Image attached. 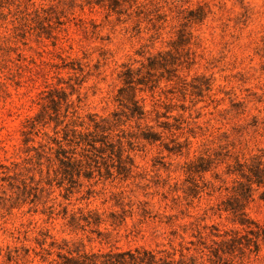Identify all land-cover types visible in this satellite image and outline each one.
Masks as SVG:
<instances>
[{"label":"rangeland","instance_id":"obj_1","mask_svg":"<svg viewBox=\"0 0 264 264\" xmlns=\"http://www.w3.org/2000/svg\"><path fill=\"white\" fill-rule=\"evenodd\" d=\"M63 93L76 116L105 119L121 163L89 153L73 183L35 165L63 137ZM7 175L33 203L18 205ZM0 197V264L59 248L264 264V0H0ZM89 212L101 223L70 224Z\"/></svg>","mask_w":264,"mask_h":264},{"label":"trees","instance_id":"obj_2","mask_svg":"<svg viewBox=\"0 0 264 264\" xmlns=\"http://www.w3.org/2000/svg\"><path fill=\"white\" fill-rule=\"evenodd\" d=\"M201 9L198 10V12ZM196 17V16H195ZM45 19H47L45 17ZM158 66H163L162 62H159L157 58L151 59L149 62L150 69H155ZM132 75V74H131ZM130 79H133L132 77ZM128 83H134V80L131 82L129 80ZM143 84V83H139ZM62 93V91H60ZM64 94V93H63ZM65 95V94H64ZM66 103V113L63 116L65 119L68 117L67 122L60 119V110L56 108L55 110V116L51 119L55 122L54 127V133L56 135L59 134L58 127L62 126L61 131L63 132L62 139H59L58 137H49L51 142L55 144V148L50 147L49 151L54 150V156H45V151L38 153L37 161H35V165L41 166L42 165V159L45 158L48 162L47 165V173L49 174L53 166H57L55 169H53V172L56 176L59 174H62V178L64 180H67L70 183L75 182L76 178H81V176L88 177V173L90 169L83 170V161H86V166L91 167L92 162L96 160H93V156L89 153L94 154V156L104 157L107 156L108 158L115 157L117 158V161L120 163L123 161V152L121 149L115 150V147L112 146V144L108 141V131L110 128L105 124V119H98L93 114H88L84 118L76 116L77 112L76 110H73L70 112V108L72 104L69 103V100L67 96L65 95V99H63ZM53 104H60V101L56 102L53 98L51 100ZM131 115L133 117L142 118L145 113L144 110L138 105L136 101H133V107L130 108ZM71 114V116H68ZM77 117V118H76ZM37 123H40L39 119H35L31 121V125L35 127ZM48 134H45L47 136ZM146 138V137H145ZM25 142H28L27 139H25ZM40 148L42 146L40 145ZM77 148L81 149V152L78 154L74 151H76ZM94 152V153H93ZM99 154V155H98ZM77 155L80 156V158H77ZM102 157V158H103ZM55 163V164H54ZM57 164V165H56ZM86 167V168H87ZM127 168L125 166L121 165L119 166V173L124 174ZM42 172V170H40ZM250 172L252 174V177L247 176L246 178L250 182V184L253 183H261V173L257 167V169L250 168ZM31 180L34 178L31 177ZM2 181L6 182L9 189L12 190L16 197L14 200L18 203V205H25L27 203V200H30L32 203L33 200L29 199L30 197H37V193L34 192V188L32 185H30L27 182V179H21L20 184H17L18 181L17 176H11L7 175L2 179ZM32 182V181H31ZM249 192V190H247ZM247 193V192H246ZM248 194L243 195L244 197ZM1 203H4V199L0 197ZM21 201V202H18ZM4 205V204H3ZM13 208V206H12ZM53 213V212H51ZM90 219H93V224H100L101 220L96 214H91L90 212L85 215L82 214L79 217L72 215L70 219V224L73 226L78 225V222L80 220H83L88 225L91 224ZM243 220H240V222ZM244 222H241L243 225ZM38 244L40 246H43L44 243L40 242L38 240ZM54 244V243H53ZM52 246V244H51ZM60 251L56 253V258L48 259L44 255L41 256V262L47 263V264H174L175 260L170 257H159L157 253L154 251H148L145 249L135 248V249H129V250H120V249H111L107 251H97V252H80L78 250H71L68 249L66 253L62 252L63 248H59ZM62 249V250H61ZM26 255H23L22 259L29 258V249L25 250ZM17 253V251L15 252ZM51 253H48L50 255ZM19 255L16 256L12 254L10 251L7 254V260L9 262L16 259L18 260Z\"/></svg>","mask_w":264,"mask_h":264}]
</instances>
